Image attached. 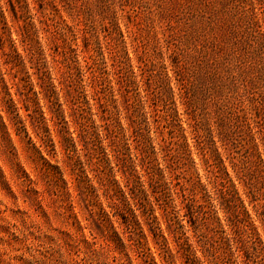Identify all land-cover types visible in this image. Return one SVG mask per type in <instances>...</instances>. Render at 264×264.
<instances>
[{
  "label": "rangeland",
  "instance_id": "374dc122",
  "mask_svg": "<svg viewBox=\"0 0 264 264\" xmlns=\"http://www.w3.org/2000/svg\"><path fill=\"white\" fill-rule=\"evenodd\" d=\"M10 1L0 264H264V0Z\"/></svg>",
  "mask_w": 264,
  "mask_h": 264
},
{
  "label": "trees",
  "instance_id": "16d2710c",
  "mask_svg": "<svg viewBox=\"0 0 264 264\" xmlns=\"http://www.w3.org/2000/svg\"><path fill=\"white\" fill-rule=\"evenodd\" d=\"M8 2H9V11H10V13L12 14V16H14V17H16V7H15V5L13 4V2H11L10 0H8ZM17 3H18V1H17ZM8 11V10H7ZM16 56L18 57L19 55L18 54H16ZM53 87V85H52V83H49V87H48V89L49 90H51V91H53L54 89L52 88ZM10 101V103L13 105V104H15L11 99L9 100ZM51 141V140H50ZM141 181V180H140ZM142 182H138V183H136L138 186H143L142 184H141ZM222 200L223 201H225L226 202V198L225 197H222L221 198V204H222ZM228 201V200H227ZM192 203H194V200L193 199H191V201H190V203L188 204V203H186V206L188 207V209H190V210H193V208H194V205L192 204ZM121 215V214H120Z\"/></svg>",
  "mask_w": 264,
  "mask_h": 264
}]
</instances>
